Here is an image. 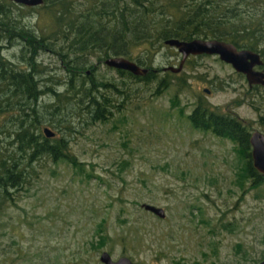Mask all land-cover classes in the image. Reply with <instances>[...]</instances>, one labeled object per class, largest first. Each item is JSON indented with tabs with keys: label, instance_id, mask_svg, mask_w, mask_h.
Wrapping results in <instances>:
<instances>
[{
	"label": "rangeland",
	"instance_id": "1",
	"mask_svg": "<svg viewBox=\"0 0 264 264\" xmlns=\"http://www.w3.org/2000/svg\"><path fill=\"white\" fill-rule=\"evenodd\" d=\"M257 4L263 8L256 15L240 7L234 19L264 33V0ZM9 6L34 31L50 22L49 7L11 0ZM2 42L13 66L28 69L33 52L26 41ZM34 56L41 84L48 78L65 89L68 71L59 55L42 48ZM182 56L165 43L154 56L158 77L146 81L90 55L98 63L96 76L121 89L102 88L113 103L121 102L106 120H92L87 107L75 104L55 109L52 91L39 97V129L66 135L85 169L47 156L35 162L29 183L12 188L13 198L0 211V264H106L104 250L137 264H256L263 258L264 183L240 187L235 143L196 128L187 115L204 99L247 121L251 132H264V85L251 87L217 54H191L179 72L166 74L163 67L179 65ZM163 75L169 84L157 90ZM0 89V148L10 151L28 102L20 105L7 80L0 78ZM145 201L163 206L166 216L144 208Z\"/></svg>",
	"mask_w": 264,
	"mask_h": 264
},
{
	"label": "trees",
	"instance_id": "2",
	"mask_svg": "<svg viewBox=\"0 0 264 264\" xmlns=\"http://www.w3.org/2000/svg\"><path fill=\"white\" fill-rule=\"evenodd\" d=\"M257 1L45 0L40 7H49L50 22L45 28L39 26L34 31L13 16L10 0H0V78L7 80L11 95L20 96V105L28 102L25 107L21 106L19 127L13 132L11 141L13 148L10 151L0 148V211L13 198L11 189L29 183L36 170L35 162L45 156L53 161H65L78 170L85 169L66 135L47 136L39 129L42 111L36 102L43 93H54L51 105L55 109L75 104L76 108L87 107L92 120H106L113 114L112 108L120 107L121 102L117 98L113 103L112 96L102 88L114 87L119 92L121 89L114 82L96 76L98 63L90 61V55H96L99 62L116 54L135 59L150 68L147 74L117 70L146 81L158 77V71L153 68L154 56L169 37H217L232 41L238 47L259 50L264 58L263 28L255 32L244 19H234L242 15L238 13L240 7L242 12L256 15L263 8ZM17 38L24 39L26 48L33 52L28 54V69L13 66L1 51L2 41L8 40L11 44ZM42 48L57 53L64 62L68 74L61 82L65 89L49 85L48 78H43L45 83L41 84L36 77L41 72V62L36 60L34 53ZM166 74L171 72L166 70ZM168 84L169 79L163 75L156 88L159 90ZM187 117L196 128L212 131L235 143L241 161L237 173L240 187L247 186L248 182V189L264 183V174L253 164L251 129L247 121L231 112L218 110L204 99L196 103ZM72 124L68 123L67 127ZM193 264L204 263L194 260Z\"/></svg>",
	"mask_w": 264,
	"mask_h": 264
},
{
	"label": "water",
	"instance_id": "3",
	"mask_svg": "<svg viewBox=\"0 0 264 264\" xmlns=\"http://www.w3.org/2000/svg\"><path fill=\"white\" fill-rule=\"evenodd\" d=\"M13 1L27 6H35L43 4L45 0ZM165 43L177 47L183 55L179 65H166L163 67L165 71L171 70L173 72H179L183 68L186 58L191 54H217L222 60L231 63L237 71L244 73L250 86L255 84L264 85V67H256L264 64V59L261 53L255 49L238 47L232 41L217 37L198 36L190 39L169 37L165 40ZM104 63L114 68L129 70L136 75H145L150 70L148 66H143L135 59L121 54L106 57ZM88 72H90V69H88ZM43 130L47 136H54L56 134V131L49 126H45ZM250 142L252 146L253 164L264 174V132L259 129L252 131ZM141 205L161 217H165L167 214L163 206L146 201L142 202ZM100 257L106 264H137L128 255H122L118 259H114L108 250H104ZM256 264H264V258Z\"/></svg>",
	"mask_w": 264,
	"mask_h": 264
},
{
	"label": "flooded vegetation",
	"instance_id": "4",
	"mask_svg": "<svg viewBox=\"0 0 264 264\" xmlns=\"http://www.w3.org/2000/svg\"><path fill=\"white\" fill-rule=\"evenodd\" d=\"M12 1H13V0H12ZM257 51H259V50H257ZM259 52H260V51H259ZM260 53H261V52H260ZM261 55H262V53H261ZM262 57H263V56H262ZM263 59H264V58H263ZM256 67H257V68H263V67H264V64L258 65V66H256ZM255 85H257V84H255ZM253 86H254V85H253ZM251 87H252V86H251ZM263 258H264V257H263ZM263 258H262V259H263ZM262 259H261V260H262Z\"/></svg>",
	"mask_w": 264,
	"mask_h": 264
},
{
	"label": "bare ground",
	"instance_id": "5",
	"mask_svg": "<svg viewBox=\"0 0 264 264\" xmlns=\"http://www.w3.org/2000/svg\"><path fill=\"white\" fill-rule=\"evenodd\" d=\"M10 40V39H9ZM33 57V56H32ZM37 60V59H36ZM34 61V60H33ZM99 92V91H98ZM89 106V105H88ZM44 132V131H43Z\"/></svg>",
	"mask_w": 264,
	"mask_h": 264
}]
</instances>
